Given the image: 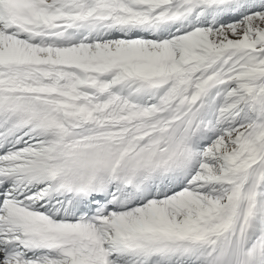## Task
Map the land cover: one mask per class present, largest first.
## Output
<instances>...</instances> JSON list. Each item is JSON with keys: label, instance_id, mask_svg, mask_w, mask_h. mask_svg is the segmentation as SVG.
Listing matches in <instances>:
<instances>
[{"label": "snow or ice", "instance_id": "1", "mask_svg": "<svg viewBox=\"0 0 264 264\" xmlns=\"http://www.w3.org/2000/svg\"><path fill=\"white\" fill-rule=\"evenodd\" d=\"M0 264H264V0H0Z\"/></svg>", "mask_w": 264, "mask_h": 264}]
</instances>
